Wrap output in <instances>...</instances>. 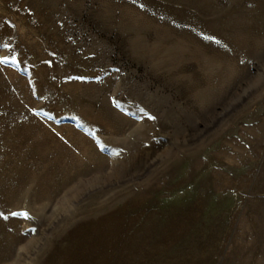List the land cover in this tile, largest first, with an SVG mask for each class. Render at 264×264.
Wrapping results in <instances>:
<instances>
[{
    "label": "rangeland",
    "instance_id": "rangeland-1",
    "mask_svg": "<svg viewBox=\"0 0 264 264\" xmlns=\"http://www.w3.org/2000/svg\"><path fill=\"white\" fill-rule=\"evenodd\" d=\"M13 55L0 264H264V0H0Z\"/></svg>",
    "mask_w": 264,
    "mask_h": 264
},
{
    "label": "snow or ice",
    "instance_id": "snow-or-ice-1",
    "mask_svg": "<svg viewBox=\"0 0 264 264\" xmlns=\"http://www.w3.org/2000/svg\"><path fill=\"white\" fill-rule=\"evenodd\" d=\"M4 47H7V45H4ZM7 63H13V64L17 63L15 55H13L11 57L10 61L6 57L5 58H0V65H4V64H7ZM9 215L14 216V217L15 216H22L24 218L28 217V214L26 212H15V211H13V212H10ZM0 218L7 219L8 216H6L2 211H0Z\"/></svg>",
    "mask_w": 264,
    "mask_h": 264
}]
</instances>
